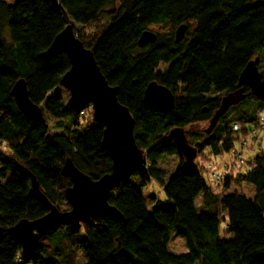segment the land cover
I'll return each instance as SVG.
<instances>
[{
	"label": "trees",
	"instance_id": "trees-1",
	"mask_svg": "<svg viewBox=\"0 0 264 264\" xmlns=\"http://www.w3.org/2000/svg\"><path fill=\"white\" fill-rule=\"evenodd\" d=\"M105 13L111 20L102 24ZM74 24L93 27L94 33L78 31ZM184 24L188 30L177 43L176 31ZM69 25L93 52L109 84L118 88L119 101L135 119V139L148 164L110 194L109 203L122 219L92 218L79 228L53 226L32 255L4 233L0 264H77L79 254L84 264H264V151L246 160L242 168L249 170L227 177L223 186L230 190L235 182L248 183L256 194L219 196L205 182L203 165L187 162L171 137L176 128L211 120L226 97L237 95L245 98L234 105L238 116H221L216 131L195 143L198 152L230 154L246 127L256 125L259 105L242 106L259 100L240 78L250 62L258 68L264 64L259 54L264 48V0H0V226L9 229L50 211L33 193L27 171L59 209L68 204L66 190L72 185L62 174L67 159L94 180L111 172L112 159L102 145L104 127L80 129L87 107L74 112L60 92L70 69L68 56L45 55ZM6 26L10 42L4 39ZM146 31L157 40L140 47ZM20 80L26 81L33 103L46 118L49 113L57 119L56 127L64 133L52 134L48 121H31L19 110L11 92ZM153 81L172 90L173 110L162 112L145 102ZM236 123L244 127L242 133L232 131ZM167 156H178L180 165L165 180L157 163ZM153 180L163 187L170 206L158 202L149 209L140 188ZM173 232L186 240L187 252L169 250Z\"/></svg>",
	"mask_w": 264,
	"mask_h": 264
},
{
	"label": "water",
	"instance_id": "water-1",
	"mask_svg": "<svg viewBox=\"0 0 264 264\" xmlns=\"http://www.w3.org/2000/svg\"><path fill=\"white\" fill-rule=\"evenodd\" d=\"M188 30L181 25L176 31V42L180 43ZM157 35L146 31L138 44L144 47L154 43ZM65 53L70 61V69L64 74L61 86L70 92L68 106L74 112H81L92 106L93 120L104 127L103 148L112 159L111 172L98 180L81 171L71 159H67L62 174L71 180L66 190L69 210L62 211L46 198L40 189L35 175L30 176L33 193L50 208L47 215L34 220H22L15 226L4 229L0 226V253L4 233L15 237L22 245L26 255H32L40 246L41 239L53 226L70 224L79 228L92 218L115 217L122 219L121 212L109 203L111 192L127 180L134 171H142L147 167V158L135 139L136 122L130 110L118 99V88L107 81L99 67L93 52L86 48L75 35L74 28L69 25L54 40L46 51L47 58ZM241 84L249 85L252 93L264 100V78H262L256 62L252 61L241 74ZM12 96L19 110L25 117L34 122L46 123L48 120L43 109L33 103L29 97L25 80L18 81L12 89ZM145 102L165 112L175 108V95L171 89L153 81L145 91ZM176 147L192 163L197 157V150L187 143L185 132L176 128L171 132Z\"/></svg>",
	"mask_w": 264,
	"mask_h": 264
},
{
	"label": "rangeland",
	"instance_id": "rangeland-1",
	"mask_svg": "<svg viewBox=\"0 0 264 264\" xmlns=\"http://www.w3.org/2000/svg\"><path fill=\"white\" fill-rule=\"evenodd\" d=\"M6 1L9 3H13L16 0H6ZM110 20H111V17L108 15V13H105L103 15V17L101 18V23L106 24ZM74 25H75L76 30H78V31H85L86 30V32H87L86 34H91V33L93 34L94 33L93 27L85 28L79 24H74ZM4 39L7 40L8 42H10V35H9V30H8L7 26L5 27ZM259 54H261V58L264 60V48H262L260 50ZM162 67H164V66H162ZM259 72L261 75L264 76V64L260 65ZM60 92L63 95L66 103H68L69 98H70V92L63 87L61 88ZM240 98H241V100L245 99L241 95H237L235 97H230V98L226 97V99H225L226 103L223 106V109L221 111L216 112L211 120L206 121V122H202V123L189 125L183 129L185 132L187 143L189 144V146H191L197 150V157L193 161L195 165L201 167L202 165L206 164L205 161H208L209 159H211L212 163H215L217 165V170H220L222 165H223V162H231L234 160V157H235L234 153L236 150L230 154L224 155L223 157H221V156L216 157V156L212 155V151L210 149H207V150H205V152L203 154H200L198 152V148L196 147L195 143L201 142L204 137H206L207 135L214 133L216 131V129L219 127V123H220L219 121H220L221 116H224L227 114L228 119L237 117L238 112L236 111L234 105L240 100ZM258 100H259V103H257L256 99L252 98L251 101L249 103H246L245 105H243L242 108L244 110L249 109V108L255 109L254 104H258L259 107L261 108V110L264 112V100H261V99H258ZM237 110H240L239 106H238ZM47 119H48V124L50 126L52 134H62L65 132L64 129H60V128L56 127L58 120L55 119L53 116H51L49 113H47ZM224 121H225V125L229 124L226 121V119ZM95 125H97V123H95L93 120V108H92V106H88L86 108L85 112L81 115V123H80L79 128L84 129L88 126L92 127ZM247 127L249 130H252L254 125L249 124ZM2 148H3V150L7 149L6 145H3ZM235 148L237 150L239 149V143L235 144ZM261 150L264 151V134L260 135V141H259L258 145H256L254 148L250 149L245 154L246 160L248 162L252 161ZM184 158L186 159L185 156H184ZM179 165H180V158L178 156H167L163 160H161L157 163V167L166 173L165 180H168L176 172V170L179 168ZM246 168H247V166H245V168L242 171L241 170H239V171L240 172H246V170H247ZM203 178H204L205 182L207 183V185L209 187L213 188L215 193L218 194L219 196H222L226 193H245L248 196L253 197L256 194L255 187L251 184H248V183H236L235 182L232 184V186L228 192L227 190H225L224 187L216 186L208 172H203ZM131 179H132V181L136 182V178L134 176L131 177ZM140 189L142 190L143 194L145 195L149 209H152V207L155 204H157L158 202H161L165 206H170L171 202L168 200V198L164 192L163 187L157 181L153 180L148 186L141 187ZM203 198H204L203 195H201L197 200L199 211H202ZM60 209L62 211L69 210L70 206L68 204H66V205L62 206ZM225 228H226V225H225V222H223L222 226H221V230L225 231ZM230 237L231 236H229V238ZM169 250L174 254H182V253L187 252L186 240L184 238L178 236L174 232L171 233L170 234ZM84 263H85V259H84L83 255L79 254L78 259H77V264H84ZM197 264H200V263L198 262Z\"/></svg>",
	"mask_w": 264,
	"mask_h": 264
},
{
	"label": "built area",
	"instance_id": "built-area-1",
	"mask_svg": "<svg viewBox=\"0 0 264 264\" xmlns=\"http://www.w3.org/2000/svg\"><path fill=\"white\" fill-rule=\"evenodd\" d=\"M232 131L242 133L244 131V127L241 124L236 123L233 125ZM262 134H264L263 111L258 114L256 125H254L252 130H249L246 127V134L240 136L239 149L235 151L233 161L223 162L220 170H217V165L212 162L203 165L201 169L210 174L216 186L223 187L227 177L234 176L239 170H241L242 166L246 162L245 154L255 146Z\"/></svg>",
	"mask_w": 264,
	"mask_h": 264
},
{
	"label": "crops",
	"instance_id": "crops-1",
	"mask_svg": "<svg viewBox=\"0 0 264 264\" xmlns=\"http://www.w3.org/2000/svg\"><path fill=\"white\" fill-rule=\"evenodd\" d=\"M244 168H245V167H244ZM244 168H242V169H241V171H242ZM246 169H247V170H249V168H248V167H247ZM247 170H246V171H247ZM227 191L229 192V190H227Z\"/></svg>",
	"mask_w": 264,
	"mask_h": 264
}]
</instances>
